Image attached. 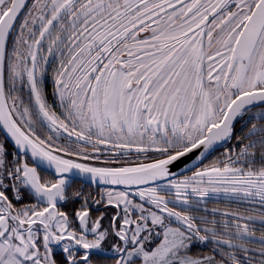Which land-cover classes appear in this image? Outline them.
<instances>
[{"label":"snow or ice","instance_id":"6c2138e0","mask_svg":"<svg viewBox=\"0 0 264 264\" xmlns=\"http://www.w3.org/2000/svg\"><path fill=\"white\" fill-rule=\"evenodd\" d=\"M0 264H264V0H0Z\"/></svg>","mask_w":264,"mask_h":264}]
</instances>
